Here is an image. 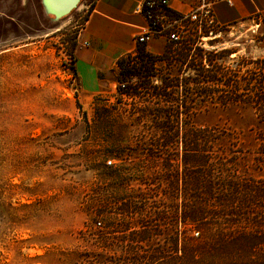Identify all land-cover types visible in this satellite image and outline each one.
<instances>
[{
  "label": "rangeland",
  "instance_id": "rangeland-1",
  "mask_svg": "<svg viewBox=\"0 0 264 264\" xmlns=\"http://www.w3.org/2000/svg\"><path fill=\"white\" fill-rule=\"evenodd\" d=\"M89 1L80 0L56 19L41 0H0V264H126L129 254L120 240L139 225L140 216L127 219L131 228H121L111 213L120 201L141 191L151 196L150 204L162 187L170 192L166 204L179 201L175 190L166 188L163 159L140 148L151 147L158 124L130 116L156 104L142 95L132 100L122 95L117 67L95 91L86 90L76 77L75 52ZM255 24L242 20L217 26L219 36L195 45L215 55L224 76L169 90L175 97L210 99L192 103L194 122L188 125L205 128L215 138L211 148L228 163L226 177L264 181L258 107L212 100L258 94L264 69L257 68L256 60L264 58V24ZM181 66L178 73L177 61L157 62L164 75L194 73ZM176 148L170 152L169 176L177 170ZM111 149L121 155L113 156ZM170 207L167 215L175 220ZM156 228L169 236L153 235L148 243L163 244L176 231Z\"/></svg>",
  "mask_w": 264,
  "mask_h": 264
},
{
  "label": "trees",
  "instance_id": "trees-1",
  "mask_svg": "<svg viewBox=\"0 0 264 264\" xmlns=\"http://www.w3.org/2000/svg\"><path fill=\"white\" fill-rule=\"evenodd\" d=\"M213 56L209 51L193 47L190 41H183L179 46L165 49L162 55L137 45L135 52L125 53L116 60L121 81L125 82L122 88L118 86L119 92L131 100L142 95L145 101L156 104L147 113L130 116L136 121L146 117L158 124L151 147L143 143L145 146L140 148L145 155L163 159L161 168L166 173H163L164 180L168 181L166 188L175 190L173 197L179 200L171 207L166 204L170 192L162 187L159 199L150 204L146 201L151 196L146 197L141 191L120 201L111 212L113 222L120 220V227L126 230L131 228L127 219L140 216L139 225L120 240L121 248L126 242L124 252L129 254L124 260L126 264H264V181L241 178L238 174L226 177L228 163L211 148L215 138L205 128L188 125L194 122L190 116L192 103L210 99L172 95L179 84L183 83L185 90L189 82L217 80V76H224L223 65L214 62ZM163 60L167 63L177 61L178 73L183 70L181 65L193 69L194 73L184 77L176 73L164 75L156 67L157 62ZM256 64L260 71L263 70L264 58L257 59ZM154 76L161 84L153 83ZM134 77L136 82H132ZM222 83H225L224 77ZM258 87L257 95L245 99L235 96L212 100L220 104L231 101L257 106V123L262 124V128L258 127L259 133L256 129V138L264 143V80L258 81ZM174 148L179 162L174 175L169 176L170 152ZM110 153L121 155L120 152L116 155L113 149ZM230 163L237 165L233 161ZM167 207L172 209L175 220H169ZM177 224L179 229H176ZM160 225L175 227L176 231L163 244L148 243L153 235L169 236L165 230L160 233L156 228Z\"/></svg>",
  "mask_w": 264,
  "mask_h": 264
},
{
  "label": "crops",
  "instance_id": "crops-1",
  "mask_svg": "<svg viewBox=\"0 0 264 264\" xmlns=\"http://www.w3.org/2000/svg\"><path fill=\"white\" fill-rule=\"evenodd\" d=\"M88 14L80 33L75 52V74L82 87L98 89L108 72L116 67V60L135 49L133 36L144 25L140 13L142 0H90ZM194 0H171V6L185 11ZM215 18L220 25L242 20L264 24V0H232L215 5ZM86 42L87 44H84ZM167 41L161 37L151 39L146 49L161 54Z\"/></svg>",
  "mask_w": 264,
  "mask_h": 264
},
{
  "label": "built area",
  "instance_id": "built-area-1",
  "mask_svg": "<svg viewBox=\"0 0 264 264\" xmlns=\"http://www.w3.org/2000/svg\"><path fill=\"white\" fill-rule=\"evenodd\" d=\"M231 1L194 0V4L189 9L179 11L171 6V0H142L140 13L144 19V25L139 27L134 34V42L136 46L143 45L146 51H148L146 49L148 42L156 37H161L167 43H172L173 47L179 46L183 41H190L195 47L196 44L201 43L200 39L203 37L213 39L219 36V32H216L215 28L220 24L216 21L214 7L221 2L231 4ZM91 3L89 1V4ZM258 24L256 22L255 27ZM84 44L87 43L84 42ZM134 50L136 51V47ZM152 78L153 83L157 84L159 79L156 76ZM124 83V81L119 82L122 87ZM107 162L110 163L111 160H107ZM96 224L99 225L100 221H97Z\"/></svg>",
  "mask_w": 264,
  "mask_h": 264
},
{
  "label": "water",
  "instance_id": "water-1",
  "mask_svg": "<svg viewBox=\"0 0 264 264\" xmlns=\"http://www.w3.org/2000/svg\"><path fill=\"white\" fill-rule=\"evenodd\" d=\"M80 0H41L46 12L58 19L69 14Z\"/></svg>",
  "mask_w": 264,
  "mask_h": 264
},
{
  "label": "bare ground",
  "instance_id": "bare-ground-1",
  "mask_svg": "<svg viewBox=\"0 0 264 264\" xmlns=\"http://www.w3.org/2000/svg\"><path fill=\"white\" fill-rule=\"evenodd\" d=\"M203 39H210L209 37H203Z\"/></svg>",
  "mask_w": 264,
  "mask_h": 264
}]
</instances>
